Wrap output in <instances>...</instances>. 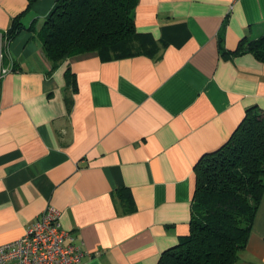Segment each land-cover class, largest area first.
I'll use <instances>...</instances> for the list:
<instances>
[{
  "label": "crops",
  "instance_id": "obj_1",
  "mask_svg": "<svg viewBox=\"0 0 264 264\" xmlns=\"http://www.w3.org/2000/svg\"><path fill=\"white\" fill-rule=\"evenodd\" d=\"M55 1L0 0V40L22 24L0 79V244L52 206L81 264H157L188 233L196 162L264 111V63L232 53L264 33V0H138L144 53L50 71L37 35ZM234 264H264V197Z\"/></svg>",
  "mask_w": 264,
  "mask_h": 264
},
{
  "label": "trees",
  "instance_id": "obj_2",
  "mask_svg": "<svg viewBox=\"0 0 264 264\" xmlns=\"http://www.w3.org/2000/svg\"><path fill=\"white\" fill-rule=\"evenodd\" d=\"M28 2L30 5L33 0ZM137 3L56 0L37 35L50 71L87 52H96L105 60L144 53L134 25ZM19 19L12 20L2 38L9 41L18 33L22 28ZM232 53H250L264 63V33L241 40ZM64 77L65 90L75 91V76L69 68ZM65 102L69 109L71 101L65 98ZM193 170L188 233L175 247L165 250L157 264H234L246 247L264 197V111L249 107L230 138L203 154Z\"/></svg>",
  "mask_w": 264,
  "mask_h": 264
},
{
  "label": "built area",
  "instance_id": "obj_3",
  "mask_svg": "<svg viewBox=\"0 0 264 264\" xmlns=\"http://www.w3.org/2000/svg\"><path fill=\"white\" fill-rule=\"evenodd\" d=\"M7 42L0 40V79L11 71L2 64ZM84 254L81 246L61 229L59 212L52 206L35 218L23 236L0 244V264H81Z\"/></svg>",
  "mask_w": 264,
  "mask_h": 264
}]
</instances>
